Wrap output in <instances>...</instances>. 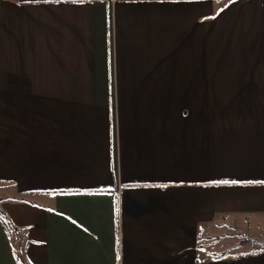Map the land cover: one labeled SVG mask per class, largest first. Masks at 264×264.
I'll return each instance as SVG.
<instances>
[{"label": "crops", "instance_id": "obj_1", "mask_svg": "<svg viewBox=\"0 0 264 264\" xmlns=\"http://www.w3.org/2000/svg\"><path fill=\"white\" fill-rule=\"evenodd\" d=\"M261 242L264 0H0V264Z\"/></svg>", "mask_w": 264, "mask_h": 264}, {"label": "trees", "instance_id": "obj_2", "mask_svg": "<svg viewBox=\"0 0 264 264\" xmlns=\"http://www.w3.org/2000/svg\"><path fill=\"white\" fill-rule=\"evenodd\" d=\"M245 241H254V242H257V241H255V240H251V239H249V238H246L245 240H244V242ZM262 243V245L264 246V242H261Z\"/></svg>", "mask_w": 264, "mask_h": 264}, {"label": "rangeland", "instance_id": "obj_3", "mask_svg": "<svg viewBox=\"0 0 264 264\" xmlns=\"http://www.w3.org/2000/svg\"><path fill=\"white\" fill-rule=\"evenodd\" d=\"M235 238H228V241L227 242H234L235 240H234Z\"/></svg>", "mask_w": 264, "mask_h": 264}]
</instances>
